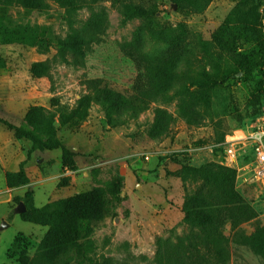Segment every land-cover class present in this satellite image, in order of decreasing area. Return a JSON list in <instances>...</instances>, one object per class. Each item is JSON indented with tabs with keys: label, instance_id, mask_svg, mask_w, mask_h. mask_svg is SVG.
<instances>
[{
	"label": "rangeland",
	"instance_id": "obj_1",
	"mask_svg": "<svg viewBox=\"0 0 264 264\" xmlns=\"http://www.w3.org/2000/svg\"><path fill=\"white\" fill-rule=\"evenodd\" d=\"M49 6L47 13L19 6L1 8L11 13L15 22L41 26L55 38V47L40 54L31 44L0 37V117L14 125L23 124L30 106H42L53 113L62 107L72 110L82 96H95L101 88L132 97L145 84L144 71L135 54H156L167 48L151 38L145 20L123 22L124 17L111 1L83 8L73 15L72 21L56 2H49ZM256 7L261 14L258 29L264 38V0H213L202 14H185L171 0H160L155 20L163 27H184L181 70L189 77L201 76L203 60L209 52L218 54L225 66L227 53L214 43L217 31L228 23L233 28L251 27L245 14ZM234 11L240 13L235 18ZM230 27L228 32H233ZM75 36L86 39L84 49L69 48L66 59H62L56 38ZM230 39L239 53L260 54L256 42L238 33ZM35 62L47 64L46 77L30 76L29 69ZM180 84L169 93L166 102L151 103L137 117L120 115L118 127H112L100 105L93 102L85 121L61 128L58 136L78 154L77 172L64 175L56 166V157L44 155L43 151L31 158L29 185L7 190L5 178L0 176V264H20L8 258L20 236L28 238V255L32 258L48 231L47 227L21 219L18 208L28 191L34 192L37 207L92 190L104 192L109 213L93 225L97 246L94 259L98 264H155L161 241L176 242L189 234L183 206L187 195L196 192L198 185L184 183L180 171L183 166L222 164L225 140L220 138L238 130L240 124L250 123L247 114L254 109L250 104L251 91L263 89L264 74L255 72L248 79L238 73L220 84L212 94L210 110L198 124H190L180 115ZM8 138L1 141L4 147L9 146L5 140L10 146L14 143L12 135ZM16 162L6 158L8 167ZM66 177L72 178V184L60 188L61 178ZM239 191L258 216L238 227L230 222L224 224L229 264H264L251 249L232 242L237 232L251 235L258 227H264V186L256 184Z\"/></svg>",
	"mask_w": 264,
	"mask_h": 264
},
{
	"label": "trees",
	"instance_id": "obj_2",
	"mask_svg": "<svg viewBox=\"0 0 264 264\" xmlns=\"http://www.w3.org/2000/svg\"><path fill=\"white\" fill-rule=\"evenodd\" d=\"M56 2L65 10L69 21L83 8L96 5L100 1H111L124 17L123 22L141 19L147 22L151 38L167 48L156 54L139 55L135 58L144 71L145 84L132 97L115 92L109 88L97 90L95 96H82L75 108L62 107L60 111L50 112L42 106H30L20 126L0 117V126L13 132L16 140L25 139L32 144L28 158L36 151L62 150V171H78V154L67 148L58 136L63 127H75L89 117L93 102L100 105L108 123L119 126L118 117L129 114L137 117L146 111L153 102H166L169 93L180 84V115L190 124L200 123L210 110L212 94L220 84L234 79L238 73H244L251 79L255 72L264 74V38L260 25L259 9L252 8L245 14L251 22L249 28H233L229 23L220 28L214 36V43L227 53L225 66L215 52H209L204 58L201 76H191L183 72L185 29L163 27L156 23L160 0H0V37L7 40L31 44L38 53H49L55 38L44 28L31 23L21 24L14 21L11 13L1 10L3 7L19 6L39 13L49 11V2ZM185 14H202L213 0H171ZM240 14L234 11V18ZM255 24V26L253 25ZM230 30L233 32H228ZM257 43L260 54L243 55L238 52L232 36L236 34ZM58 39V40H57ZM57 40V50L62 59H66L69 48L82 51L86 44L84 37L77 36L66 40ZM232 40V41H230ZM24 45H21L24 47ZM232 68V70H230ZM49 67L45 63H32L29 74L38 79L48 75ZM250 83H252L250 81ZM264 102L263 89H252L250 104L254 108L249 119L251 122L260 113ZM203 108V111L200 110ZM163 113V112H162ZM242 122V121H241ZM240 124L238 129L245 127ZM225 135L220 138L224 141ZM26 162L20 164L18 172H6V186L10 190L20 189L31 180L25 169ZM237 171L223 164L209 163L201 167L183 166L180 178L184 183L198 185V190L188 194L184 202L185 222L189 234L176 242L161 241L155 255V264H229V240L223 235V226L230 222L233 227L253 221L258 214L236 188ZM72 184V178H61L59 187ZM23 203L26 211L21 214L24 222L48 231L39 243L34 256L28 255L29 240L18 237L8 254L20 264H98L94 255L97 246L93 238L95 223L101 222L109 213V200L99 190H92L76 196L58 200L37 207L34 192L28 191ZM232 242L251 249L264 261V227H258L251 235L237 232Z\"/></svg>",
	"mask_w": 264,
	"mask_h": 264
},
{
	"label": "built area",
	"instance_id": "obj_3",
	"mask_svg": "<svg viewBox=\"0 0 264 264\" xmlns=\"http://www.w3.org/2000/svg\"><path fill=\"white\" fill-rule=\"evenodd\" d=\"M222 164L237 171L236 188L264 186V106L244 128L225 137Z\"/></svg>",
	"mask_w": 264,
	"mask_h": 264
},
{
	"label": "crops",
	"instance_id": "obj_4",
	"mask_svg": "<svg viewBox=\"0 0 264 264\" xmlns=\"http://www.w3.org/2000/svg\"><path fill=\"white\" fill-rule=\"evenodd\" d=\"M8 135H12L14 137L13 132L6 130V128H4V126H0V176H3L5 178L6 172H18L20 170V164L22 162L27 161L25 164V169L28 173V176L30 177L29 168L31 165V161L36 157L37 153H41L43 151H39V150L34 151L31 154V157L29 159L28 158V152L30 151L32 144L25 139L16 140L14 138V143H12L11 146H10L9 140H7V141L5 140V144L8 143L9 146L4 147L3 146L4 144L2 145V142L4 143V138L9 139ZM10 149H12V150H10ZM51 152H53V153H51ZM43 153H44V155H48L49 157L55 156L56 157V161H55L56 166L58 167L59 170L60 169L62 170V162H61L62 150L61 149L55 150V151H46ZM10 154H12L10 157H6ZM6 158L9 161H11V160L14 161V159H16L17 162H16V164H13L11 167H8V165L6 163ZM31 158H33V159H31ZM37 161L39 162L40 160H37ZM63 174L69 175L70 173H69V171H65V172L63 171ZM5 186H6V181H5ZM22 188H20V189H22ZM5 189L10 190L7 188V186L5 187Z\"/></svg>",
	"mask_w": 264,
	"mask_h": 264
},
{
	"label": "water",
	"instance_id": "obj_5",
	"mask_svg": "<svg viewBox=\"0 0 264 264\" xmlns=\"http://www.w3.org/2000/svg\"><path fill=\"white\" fill-rule=\"evenodd\" d=\"M25 210H26L25 205H24L23 203H21L20 206H19V208H18V211H19L20 213H24Z\"/></svg>",
	"mask_w": 264,
	"mask_h": 264
}]
</instances>
